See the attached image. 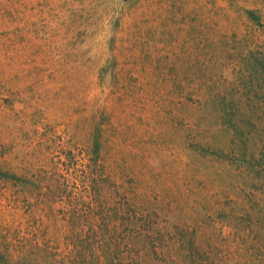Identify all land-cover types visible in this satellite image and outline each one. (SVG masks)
Segmentation results:
<instances>
[{
	"label": "rangeland",
	"instance_id": "rangeland-1",
	"mask_svg": "<svg viewBox=\"0 0 264 264\" xmlns=\"http://www.w3.org/2000/svg\"><path fill=\"white\" fill-rule=\"evenodd\" d=\"M0 264H264V0H0Z\"/></svg>",
	"mask_w": 264,
	"mask_h": 264
},
{
	"label": "water",
	"instance_id": "water-1",
	"mask_svg": "<svg viewBox=\"0 0 264 264\" xmlns=\"http://www.w3.org/2000/svg\"><path fill=\"white\" fill-rule=\"evenodd\" d=\"M127 1H128V0H127ZM109 82H110V73L108 72V73H107V76H106V83L109 84Z\"/></svg>",
	"mask_w": 264,
	"mask_h": 264
}]
</instances>
